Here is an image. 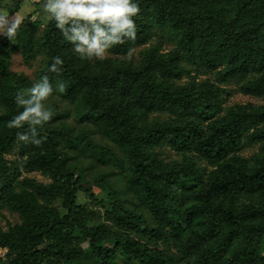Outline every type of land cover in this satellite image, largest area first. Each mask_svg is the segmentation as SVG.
<instances>
[{"label": "trees", "instance_id": "16d2710c", "mask_svg": "<svg viewBox=\"0 0 264 264\" xmlns=\"http://www.w3.org/2000/svg\"><path fill=\"white\" fill-rule=\"evenodd\" d=\"M43 2L0 0L7 20L33 6L0 34V207L18 214L0 264H264V0H140L136 39L103 61L75 55ZM45 74L65 90L25 144L14 96ZM231 82L263 102L227 105Z\"/></svg>", "mask_w": 264, "mask_h": 264}, {"label": "clouds", "instance_id": "9594fccd", "mask_svg": "<svg viewBox=\"0 0 264 264\" xmlns=\"http://www.w3.org/2000/svg\"><path fill=\"white\" fill-rule=\"evenodd\" d=\"M41 8L82 59L103 61L114 46L136 39L140 0H44ZM19 24L18 19L9 21L0 16V34L14 38ZM63 63L60 56H53L47 71L60 73ZM56 90L63 92L64 82L50 80L45 74L27 91H17L14 103L18 111L7 121V127L17 129L19 142L42 144L45 138L38 129L54 115L45 101Z\"/></svg>", "mask_w": 264, "mask_h": 264}, {"label": "rangeland", "instance_id": "374dc122", "mask_svg": "<svg viewBox=\"0 0 264 264\" xmlns=\"http://www.w3.org/2000/svg\"><path fill=\"white\" fill-rule=\"evenodd\" d=\"M3 3H13V0H2ZM30 6V7H29ZM32 5H25L24 9L20 12V14L18 16L13 17L12 19L8 18V20H15V19H22L24 16L28 15L30 13V11L33 9V6L31 8ZM5 8V7H4ZM2 7H0V15L4 16L7 19V15H8V11L6 10V8L4 9ZM41 19H46L47 15L45 13H43V15L41 14ZM137 50L135 49L134 52H136ZM109 54V52H108ZM36 63L33 66H28L23 62L22 56L20 55L19 52L14 53V56L12 58V69L13 70H23L29 74H32L33 71L36 69ZM229 88L232 90V93L230 94L229 98H227V105L229 104H233L236 102H241V103H246L249 101L252 102H256V103H262V99L258 98V97H254V96H250V95H246L244 93H241L237 90V83L236 82H231L229 85ZM54 100L52 101H45V105L46 107H49L51 109V104L53 103ZM58 106L62 109V108H67L66 102L64 101H59ZM67 121L70 125L74 126V128L76 130H78L80 128V126H78L75 121H74V116L73 115H69V117L67 118ZM253 150H255V148H250L247 149L245 152L251 153ZM18 154V151L12 150L11 152H9L7 154L8 158L11 160H14L16 158ZM87 161V159L85 160ZM92 163H94L93 167H91V172L93 173H102L104 171L107 170V168H110L108 164H105L103 162H98V161H93ZM88 165H91V163L89 162ZM90 172V169H89ZM27 176L30 177H34L36 179L39 180H44V181H48L47 177L44 176L43 174H41L40 172H30L28 174H25ZM113 180L115 181L114 183L116 185H118L119 187H123L122 181L120 178H117L116 176L112 177ZM98 190V188H96ZM16 220H18V214L12 212L11 210H9L7 207H0V223L3 226H7V223L10 222H16ZM0 253H4V250L0 248Z\"/></svg>", "mask_w": 264, "mask_h": 264}]
</instances>
